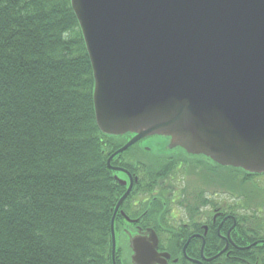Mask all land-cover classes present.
Returning a JSON list of instances; mask_svg holds the SVG:
<instances>
[{"label":"trees","instance_id":"trees-1","mask_svg":"<svg viewBox=\"0 0 264 264\" xmlns=\"http://www.w3.org/2000/svg\"><path fill=\"white\" fill-rule=\"evenodd\" d=\"M94 87L71 0H0V264L110 263L129 136L101 132Z\"/></svg>","mask_w":264,"mask_h":264},{"label":"water","instance_id":"water-1","mask_svg":"<svg viewBox=\"0 0 264 264\" xmlns=\"http://www.w3.org/2000/svg\"><path fill=\"white\" fill-rule=\"evenodd\" d=\"M71 1L98 126L134 135L109 165L162 136L170 148L264 172V0Z\"/></svg>","mask_w":264,"mask_h":264},{"label":"flooded vegetation","instance_id":"flooded-vegetation-1","mask_svg":"<svg viewBox=\"0 0 264 264\" xmlns=\"http://www.w3.org/2000/svg\"><path fill=\"white\" fill-rule=\"evenodd\" d=\"M129 160L138 178L116 221L115 264H264V174L248 173L232 203L214 196L212 178L200 190L196 179L182 184L176 176L189 162L180 155L149 159L138 148Z\"/></svg>","mask_w":264,"mask_h":264},{"label":"rangeland","instance_id":"rangeland-1","mask_svg":"<svg viewBox=\"0 0 264 264\" xmlns=\"http://www.w3.org/2000/svg\"><path fill=\"white\" fill-rule=\"evenodd\" d=\"M141 146L150 148L154 154H166L165 152L169 149V140L167 137L152 136L144 140ZM148 158L151 159L152 155L148 154ZM195 178H199L195 176Z\"/></svg>","mask_w":264,"mask_h":264}]
</instances>
